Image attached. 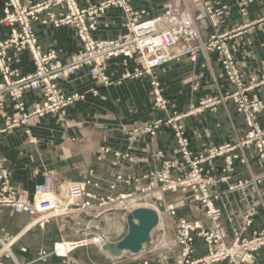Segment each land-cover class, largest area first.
<instances>
[{
    "label": "crops",
    "instance_id": "0c3cea01",
    "mask_svg": "<svg viewBox=\"0 0 264 264\" xmlns=\"http://www.w3.org/2000/svg\"><path fill=\"white\" fill-rule=\"evenodd\" d=\"M33 2L37 0H32ZM79 5L98 4L103 0H77ZM237 0H213L214 5H228L229 9L222 17V29L240 27L231 39L233 52L239 62L241 71L248 76L264 72V23L254 24L264 20V1L254 0L246 7V14H239ZM166 0H129L134 8L145 9L147 16H153L163 10ZM1 15V9H0ZM248 24V25H246ZM246 25V26H245ZM33 28L39 45L43 50L49 48L58 51L59 59L67 61L79 49V42L72 27L62 26L55 28L51 24L34 22ZM125 31V17L121 10L109 8L99 17L97 28L92 36L97 39L117 37ZM5 28H0V39L7 36ZM11 66L20 70L22 74L30 73L33 65L27 51L17 56L13 50ZM137 63L129 58L114 57L107 62V75L114 82L111 86H102L86 75L80 69L66 81H59L58 86L64 92H83L91 87L96 89V95L88 94L84 100L68 107L65 112L67 120L76 123V127H66L54 118L47 115L40 122L30 128V134L37 138L38 143H31L24 133V127H16L0 133V155L4 159L11 174L12 184L20 189L32 193L36 183L41 181L44 170L58 172L72 180H84L89 177L97 182L98 187L90 190L98 194L108 193V183L114 180L117 173L123 176L140 175L157 167L162 160L176 154V145L172 132L163 128L155 136L137 135L132 142L129 157L118 158L119 166L110 164L113 151H124L128 144L127 136L121 130V125H136L148 119L162 116L163 113L152 108L149 95V77L142 75L137 78L122 79L126 71H133ZM164 95L171 110L185 112L189 104L194 103L201 96L211 94L215 88L227 89L226 81L219 68L217 55L208 53L207 58L200 52L195 62L188 57H181L167 61L154 69ZM117 83V81H119ZM195 81L200 87L193 90ZM252 96L263 106L259 114V121L264 125V88L252 91ZM39 92L25 94L27 107L33 101L39 100ZM11 112V108L7 109ZM189 146L192 151H203L212 145H221L232 142L236 137L243 135L246 128L243 117L235 110L234 100L228 99L215 111L205 110L192 114L183 119ZM4 126V119L0 118V128ZM105 146L110 152L103 155L98 161L96 156L100 147ZM162 151V157L157 156ZM246 164L236 163L237 177H249L264 172V167L254 155L252 148L245 149ZM219 163V161H218ZM252 176V177H254ZM258 176H255L257 178ZM261 182L250 185L244 191H227L225 185H220L219 223L226 235V242L234 237V232L244 226L247 216L250 224L243 236H249L252 231L264 228V196L258 195L264 190V175L259 176ZM118 185L114 193L122 190ZM126 189V190H124ZM122 191H127L126 187ZM50 203H58L55 198H49ZM165 203H174L175 216L167 214L166 205L158 211V223L151 231L150 243L144 245L136 254L123 252L118 257H111L108 252L87 243L81 245L86 232L80 223L74 219L57 218L47 223L44 229L32 227L34 220L23 213L14 212L8 207H0V228L17 239L12 245L13 253L22 264H99L98 258H103V264H140L141 258H153L172 262L176 255V241L174 238L176 220L185 217L188 220L198 221L205 230L213 227L212 221L205 215L203 209L189 198L181 195L166 194ZM155 209L154 206L150 207ZM31 227V228H30ZM74 230L75 232L71 233ZM99 228V229H98ZM103 225L97 226L95 235L100 234L108 241H116L123 234L113 237ZM66 240L73 244L64 257L52 254V244L57 240ZM25 248V251H21ZM49 255L46 261L36 260L39 251ZM206 253V245L201 239L195 241V258ZM135 258V259H134ZM137 258V259H136ZM215 264H226L225 262ZM249 264H264V247L259 250L254 260Z\"/></svg>",
    "mask_w": 264,
    "mask_h": 264
},
{
    "label": "built area",
    "instance_id": "2783aa9c",
    "mask_svg": "<svg viewBox=\"0 0 264 264\" xmlns=\"http://www.w3.org/2000/svg\"><path fill=\"white\" fill-rule=\"evenodd\" d=\"M247 0H241L244 2ZM194 5V6H193ZM110 7L122 9L125 17V31L120 36L110 39H96L92 36L97 27L98 17ZM197 7V8H196ZM1 16L0 25L9 29V34L0 39V117L6 118V127L0 133L18 125L31 126L34 120L44 117L49 113L61 111L66 106L76 102L82 97L75 94H63L57 88L59 80H66L79 69L87 67L91 77H97L103 84H109L105 75L106 61L115 56L128 58L135 57L140 63L136 74L150 73L152 68L163 62L180 57H188L195 61L199 51H216L220 55V62L232 83L239 88L232 96L237 97L238 111L247 114V124L251 127L244 139L240 141L213 147L207 155L194 154L189 148L188 140L183 136L178 120L180 115L174 116L166 122L172 125L178 143L181 164L178 161L165 162L163 170L158 172L159 181L167 183L161 191L172 189L176 186L190 188L194 198L199 200L205 214L213 223L212 231H205L197 222H188L181 219L177 225V243L180 247L177 264H212L219 261H228L229 264L251 263L255 254L264 247V229L253 231L251 236L240 238L247 229L250 220L247 214L244 226L239 232L234 233L231 243H226L224 231L219 223L220 209L214 204L218 194L213 190L220 183H227L233 171L232 162L239 155L234 150L242 145L256 142L258 151L264 161V132L258 129L255 123L257 105L248 102L245 91L239 78L238 68L232 59V53L227 46L226 35H213L209 44L201 43L204 40L205 30L215 26L213 21L221 11L212 7L210 0H194L192 3L180 0H169L166 10L147 17L144 9H134L129 0H105L97 5L81 7L77 0H0ZM54 9H57L55 11ZM33 22L51 24L54 27L70 26L74 28L76 37L81 43L80 50L64 63L58 58L55 49L43 50L38 43ZM197 40H200L197 41ZM197 42L199 44H197ZM13 50L16 56L22 51H28L33 63V72L22 75L17 69L10 68L12 58L8 51ZM126 76H130L127 74ZM152 95L154 106L167 109L166 100L162 97L159 84L152 81ZM253 86V84H252ZM250 86V88H252ZM39 91L41 100L34 102L26 110L24 102L25 92ZM10 101L15 113L13 118H7L5 104ZM219 100L207 98L200 101L202 108L212 106ZM162 120L143 128V131L154 133ZM224 158V168L221 177L216 180L213 176L201 178L203 166H213L214 159ZM241 162H245L240 158ZM185 165L190 171L186 178L171 179L169 170ZM252 182H257L253 180ZM250 181V183H252ZM248 181L229 186V190H242ZM55 180L52 176L36 186L33 203L26 196H21L11 185L9 172L4 167L0 157V207H9L14 212L26 213L36 220L35 224L43 226L49 218L60 213L66 205L54 191ZM65 194L70 197L80 196L83 186L68 184ZM55 196L58 203L50 205L48 196ZM65 199V197H63ZM170 215L175 211L172 206L166 207ZM31 220V221H32ZM34 224V225H35ZM195 237H202L208 247L207 255L202 259H192ZM13 240L7 234L0 235V264H18L12 251ZM57 243H55L56 248ZM147 264V262H144Z\"/></svg>",
    "mask_w": 264,
    "mask_h": 264
},
{
    "label": "rangeland",
    "instance_id": "374dc122",
    "mask_svg": "<svg viewBox=\"0 0 264 264\" xmlns=\"http://www.w3.org/2000/svg\"><path fill=\"white\" fill-rule=\"evenodd\" d=\"M103 1H105V0H103ZM168 1L169 0H166V2L164 4V7H163V10L160 13H163L166 10L165 8L167 6ZM180 1H182V3L183 2L192 3L194 0H180ZM252 2H254V0H247V1H245V3L241 2V0H237L236 1L237 6H238V10H239V14L241 16H244L246 14V7H247L248 4H250ZM77 3H78V1H77ZM210 3H211V5H212V7L214 9L220 10L221 13H220V15H216L214 17V19H213V21L216 23V25L215 26H211L210 28H207L205 30V32H206L205 33V37H204V40H201V43H205L206 46H207L209 44V42L212 41L211 40V36H213V35H219V36L220 35H226L227 46H229V48L231 50V53H232L233 62H234V64H236V67L238 68L239 78H240V81L242 83V87L244 89H247L245 91L246 99H247L248 102H254L257 105V111L255 113V123L257 124L258 129L261 132H264V125H262L260 123V121H259V114L263 110V106L261 105V103H259V101L255 100L254 97L251 94L252 91H254L255 89L264 88V72L259 73L257 75L249 74L248 76H245V74L241 71L239 62H238V60H237V58H236V56H235V54L233 52L232 44L230 42L232 37L237 32H239L241 30V28L240 27H236V28L227 29V30L222 29V27H221V25H222L221 24L222 17L224 15V13L229 9L228 8L229 6L226 5V4H222V5H217L216 6V5H214L213 0H210ZM78 5H79V3H78ZM89 5H91V4H88L86 6H89ZM94 5H97V4H94ZM79 6H81V5H79ZM86 6H81V7H86ZM113 8H117V7H113ZM117 9L122 11V9H120V8H117ZM134 9H140V8H134ZM54 10L57 11V9H54ZM122 13H123V11H122ZM123 15H124V13H123ZM99 17H98V20H99ZM147 17H149V16H147ZM98 20H97V24H98ZM33 23H32V26H33ZM262 23H264V20L263 21H257L254 24H262ZM246 25H248V24H246ZM68 27H70V26H68ZM0 28H5V27L3 25H0ZM55 28H58V27H55ZM5 29H7V28H5ZM7 32L9 34V29H7ZM91 34H92V32H91ZM75 35H76V33H75ZM120 35H118V36H120ZM197 41L200 42V40H197ZM78 42H79V49H78V51H79L80 48H81V43H80L79 40H78ZM197 44H199V43L197 42ZM49 49H53V48H49ZM200 52L203 54V56L205 58H207L208 53H215L217 55L219 68L221 70V73H222L225 81H226L227 89H221L219 87L215 88L214 91L211 94L201 96V97H199L197 99L196 102L189 104L187 111H185L183 113L182 112H178L177 110L169 109L168 100L166 99V97L164 95V90L161 87V84H160V81H159L158 77L154 73V69L156 67L160 66L161 64L165 63V62L159 64L158 66H155L154 68H152L150 73H142L141 75H134V74H136V70L140 68V63L135 59V57L129 58V59L134 60L137 63V67L133 71H126L122 75L121 78L122 79H126V78L133 79V78L140 77L142 75H147L149 77V88H150L149 95H150L151 102H152V108L154 110L162 112L163 115L148 119V120L140 122V123H137L136 125H131V126H128L126 124L121 125L120 128L125 133V135L127 136L128 144H127L126 149L124 151H113L112 154H113V157L115 158V160H111L110 164H112L114 166H119V162L117 160L118 158L125 159V158L129 157V153H130L131 148H132V142H133V139H134L135 136H137V135L155 136L156 133L159 130L163 129V128L169 129L172 132V135H173V138H174V142H175V145H176V154L173 157H171V158L162 160L161 163L157 167H155V168H153V169H151V170H149L147 172H144V173H142L140 175L123 176L121 173H117L116 176L114 177V180L108 183V187H107L108 193L98 194V193L93 192V191H91L89 189L90 186L91 187L93 186L95 188L98 187V183L97 182H92L91 179H90V176L93 174L92 170L88 171L89 177L85 178L84 180H72V179H69V178H66V177L60 175L58 172H54V171H51V170H44L42 172V174H41V181L39 183L35 184L32 193L27 192L25 190H20V189L16 188L12 184L10 170H9L8 166L5 164L4 159L0 155V157L2 158L4 167L9 172V180H10L11 185L16 189V191L21 196H26V199L30 203H33L36 186L42 184L45 181L46 177H48V176H52L53 179L55 180L54 191H55L56 195L59 197V194H61V193L64 194L63 197H65V199L62 196H60L59 199L64 201V202H62V205H66V208L64 207V209L60 213L55 214L54 216L49 218V220L43 226H39L38 224L34 223L35 225H33L32 227H38L40 229H44L46 227L47 223H49L50 221H52L54 219H57V218H61V219H65V220L74 219L73 220L74 222L76 221L75 219H77L76 223H80V227L83 228L84 231L86 232V237L82 238V240H84L85 242L83 244H81V245H86L87 243H92L90 245L98 247V245H96L95 243L90 241V238L95 236V232L99 231V230H97V226L100 225V227H102V225H103V227L106 230L110 231V235L111 236L117 237V236H119V235H121V234H123L125 232V230H126V221L124 220V215L125 214L127 215V213L129 211H131L132 209H135V208H138V207L150 208V207H152L154 205L158 206V208H159V206H161L162 204H165L166 206H172L174 208V211H175L174 203H165L166 194H170L171 193V194L181 195L184 198L187 197V198L191 199L192 201L196 202L203 209V211L205 213V209L203 208L202 203L199 200H196L194 198V194L192 193V190L190 188H186V187L183 188L182 186H178V187L176 186L175 190L166 188L167 190H164V191L160 192V190L163 188V186H165L167 183H164V181H159V179L157 178V174H158V172L163 170L165 162L173 161V160L174 161H178L180 164L182 162L181 158H180L181 156H180V153H179V149H178V143H177V139H176V135H175V130L172 127V125L167 124L166 122L168 121L169 118L174 116V113L179 114L181 117L178 120V123H179L181 131L183 133V136L187 138L188 145H189V139H188V137L186 135V132H185L183 119L186 118L189 115H192L194 113L195 114L201 113V112H203L205 110L215 111L219 105L225 104V102L228 99H233L234 100V105H235V110H236L237 113L242 115L246 130L243 133V135L238 136V137H236V139L234 141L227 142V143L228 144H233V143H236V142L240 141L241 139H244L245 136L247 135V133L250 131L251 127L247 124V114L242 112V111H238L237 97L232 96V95L235 92H237L239 90V88H238V86L236 84L232 83V81L228 78L226 71L224 70V68L221 65L220 55L216 51H206V52L199 51L198 53H200ZM8 54H9V51H8ZM9 56L11 58L13 57L10 54H9ZM71 57H70V59H71ZM115 57H124V56H115ZM30 58H31V56H30ZM58 58H59V55H58ZM111 58H114V57H111ZM111 58H109V59H111ZM125 58H128V57H125ZM69 60H67L65 62L61 61V60L60 61L66 63ZM108 60L106 61L105 75L107 76L108 81L110 82L109 84L105 85V84H103L100 81L99 78L91 77L88 74L87 67H83L81 69H84L86 75L89 76L90 78L94 79L96 81V83H98V84H100L102 86H105V87L106 86H111L112 84H114V82L111 81L110 78L107 75V62H108ZM195 61H192V62H195ZM32 65H33V63H32ZM9 66H10V68H13L11 66V62H10ZM14 69H17V68H14ZM17 70L20 72L19 69H17ZM33 70H34V68H33ZM33 70L30 73H32ZM30 73H27V74H30ZM27 74H22V75H27ZM75 74L71 75L66 80H68L69 78H71ZM127 74H130V76H126ZM66 80H59V81H66ZM152 81H156L159 84L161 95L166 100V104H167V109H165V110L159 109L158 107L154 106V98H153V95H152L153 85L151 84ZM58 82H57V88H58V90L61 93H63V94H75V93H77V94L81 95L82 97H80V99L77 100L76 102L66 106L61 111L54 112V113H49L47 115H55L54 118L56 120H58L60 123H62L63 125H65L66 127H76L77 126L76 123H74L72 120H67L66 119V116H65L66 109L68 107L74 105L75 103L84 100L85 97L88 94L96 95L97 91H96V89L94 87H91V88H89V89H87V90H85L83 92H64L58 86ZM119 82H120V80L117 81V83H119ZM252 84H253V86H252ZM250 86H252V88H250ZM199 87H200L199 82L195 81V83L193 85V90L197 91L199 89ZM28 92H30V91H28ZM28 92L24 93V102H25V104H26L25 94L28 93ZM36 92H39V91H36ZM207 98H214L215 100H219V102L214 104V105H212V106L202 108V106L200 105V101L204 100V99H207ZM40 100H41V94H40L39 100L33 101L32 103L39 102ZM32 103L30 104L29 107H27V105H26L25 109L29 110L31 108ZM9 107L11 108V112H9L7 110ZM5 112H6L7 118H13L15 110H14L13 104L10 101H7L6 104H5ZM47 115H45V116H47ZM42 118L43 117L34 120V123L31 126L18 125L16 127H24V133H25L26 136H28L29 141L31 143L36 144V143H38V140H37L36 137H34V136H32L30 134V128L35 126V125H37L40 122V119H42ZM1 119H4V126L1 127L0 129L6 127V121H7L6 118H1ZM159 120H162V122L160 123L158 128L154 130V133H149V132L143 131V128L148 127L150 125H153ZM16 127H13V128H16ZM13 128L7 129L5 131L11 130ZM1 133H3V132H1ZM263 141H264V138H263ZM223 144H225V143H223ZM223 144H221V145H223ZM217 146H220V145L209 146L207 149H205L203 151H192L191 149L190 150L194 154H205V155H207L211 148L217 147ZM189 148H190V146H189ZM247 148H252L253 149L255 157L259 161V165L261 167H264V161H262L263 159H262V157L260 155V152L258 151L256 142L249 143L247 145H242L240 148H237L236 150H234L233 153L236 154V155H239V158L238 159H234L233 162H232L233 171L231 172L230 179L228 180L227 183H220V184H218L215 187V189L213 188V190L218 195H219L218 188H219L220 185H225L226 190L231 192L233 190H229V186L237 185L239 183H243L244 181H248V185H246L242 190H234V191H239V192L241 191L242 192V191L245 190L246 187H248L250 185L258 184L259 182L262 181L261 178H259V176H263L264 172L259 174V175H255V176H258L257 178H255L254 175H250L249 177H237V176H235V173H236L235 164L236 163H239V164H246L247 163V156L245 154V149H247ZM109 152H110L109 148H107L105 146L100 147L98 152H97V156H96L97 160L98 161H102L103 158H104L103 155H105V154H107ZM162 154H163L162 151H157V156L158 157H162ZM240 158H243L245 160V162H241ZM218 161H219V163H218ZM212 164H213V166H210V167L207 164H205L203 166V171H202V174H201V178L202 179H206V178H208L210 176H213L216 180H218L219 177H221L222 169L225 167L224 166V158L223 157H219L217 159H214ZM189 171H190L189 167H186L185 165H182V166L177 167V169L175 168V169L169 170V176H170L171 179L180 178V180H182V179L187 177ZM252 176H254V177H252ZM253 180L254 181L257 180V182H252ZM250 181L252 183H250ZM71 183L79 184V185L83 186V190H82V193H81L80 196L70 197L69 195L65 194L64 186H66V188H67V185L71 184ZM118 185H123L124 186L122 188V190L124 188H126V187H128L129 189L127 191L119 190L118 192L114 193V191L117 190V186ZM124 190H126V189H124ZM159 195H161V196H159ZM258 195L264 196V190L259 191ZM132 196L135 197L134 201L133 202H128V201H131V200H127V199H130ZM219 197H220V195L214 201V204H215V206L217 208H219V207L217 206L216 202L219 200ZM49 198H55V201L57 202V198L55 196L52 195V197H49ZM155 198H157L158 200L155 199ZM159 198H162V199H159ZM50 205L52 206V203H50ZM165 211L167 212V210H165ZM175 213H174V215H170L167 212V214L169 216H171V217L175 216ZM23 214H26V213H23ZM26 215L29 217V221L28 222H30L32 220V217L30 215H28V214H26ZM181 219H184V220H186L188 222H197V223H199L198 221L188 220L185 217H179L176 220L174 238H175V241H176V249L177 250H176V255L174 257V260L172 262H169V261H167L165 259H163V261H160V260H155L153 258L146 257V258H141L140 259V264H144V262H147V264H177L178 256L180 254V247L178 246V243H177V240H176L177 239L176 238L177 237V225H178V223H179V221ZM104 228H102V229H104ZM202 229L205 230L203 227H202ZM66 230L67 231H71V230H68L67 228H66ZM212 230H213V227L210 230H205V231H212ZM260 230H262V229H260ZM260 230H254V231H260ZM72 232L74 233L75 231L72 230L71 233ZM236 232H239V231H236ZM245 232H246V230L242 234H244ZM252 232H251V234H252ZM2 234H7L9 237L14 239L12 245L15 243V241L17 239L16 235H10L3 228H0V235H2ZM251 234L249 236H251ZM224 235H225V233H224ZM249 236L240 235V238H246V237H249ZM87 239L89 241H86ZM197 239H201L205 243V241H204V239L202 237H195V239H194V252H193V255H192V259H202L208 253V247H207V245L205 243V245H206V253H205V255L200 257V258H195L194 257V254H195V241ZM233 239H234V237H233ZM224 240L226 242V235H225ZM232 240L230 242H226V243L229 244V243L232 242ZM62 242H66V240L60 239V240L55 241L52 244V249H51L52 254H54L56 256H60V257H64L65 255H67V253L64 254V255L63 254H59L54 249L55 243H62ZM21 251H25V248H21ZM48 255L49 254L47 252L43 251V250L39 251L37 256H36V260L46 261V258H47ZM16 261H17V259H16ZM220 262H225L226 264H229L228 261H219V262H215V263H220ZM17 263L18 264H22L19 261H17ZM98 263L99 264H103V258L101 256H99V258H98ZM215 263H212V264H215ZM245 264H249V263H245Z\"/></svg>",
    "mask_w": 264,
    "mask_h": 264
},
{
    "label": "water",
    "instance_id": "95a60500",
    "mask_svg": "<svg viewBox=\"0 0 264 264\" xmlns=\"http://www.w3.org/2000/svg\"><path fill=\"white\" fill-rule=\"evenodd\" d=\"M163 210V207H160ZM158 223V215L154 209L138 207L126 215V232L116 241H106L103 250L111 257H118L123 252L132 254L142 250L150 243L151 231Z\"/></svg>",
    "mask_w": 264,
    "mask_h": 264
},
{
    "label": "bare ground",
    "instance_id": "6f19581e",
    "mask_svg": "<svg viewBox=\"0 0 264 264\" xmlns=\"http://www.w3.org/2000/svg\"><path fill=\"white\" fill-rule=\"evenodd\" d=\"M158 192V191H157ZM160 192H161V190H160ZM159 192V193H160ZM159 196H161V195H159ZM138 197V196H137ZM134 199H135V197H131L130 199H127V200H131V201H128V202H133L134 201ZM155 199H157V198H155ZM159 199H162V198H159ZM126 200V201H127ZM158 200V199H157ZM124 203V202H123ZM155 204V203H154ZM163 205V204H162ZM161 205V206H162ZM165 205V204H164ZM161 206H159V208H158V206H155L154 205V207H155V211L157 212H159V213H161L160 211V207ZM163 207V206H162ZM151 209H153V208H151ZM158 212H157V215H158ZM124 220L126 221V214L124 215ZM36 222V220H34V223ZM151 235V234H150ZM86 241H89L88 239L86 240ZM90 241L91 242H93V243H95L96 245H98L99 246V248L100 249H102L103 250V245H104V243L107 241L106 240V238H102V236L100 235V234H97V235H95V236H93V237H91L90 238ZM82 243L81 244H83L85 241H81ZM75 244H78L77 242L75 243ZM75 244H73V243H71V242H69V241H66V242H62V243H57V246H56V248H55V250H56V252L57 253H59V254H66V252L68 251V250H70L72 247H74L73 245H75ZM13 251V250H12ZM106 252V251H105ZM14 254V253H13ZM136 254V253H135ZM15 256V255H14Z\"/></svg>",
    "mask_w": 264,
    "mask_h": 264
}]
</instances>
